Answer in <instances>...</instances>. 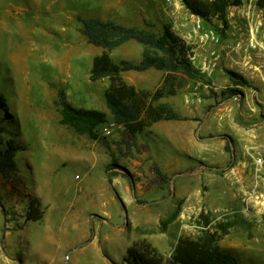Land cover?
<instances>
[{
	"label": "rangeland",
	"instance_id": "374dc122",
	"mask_svg": "<svg viewBox=\"0 0 264 264\" xmlns=\"http://www.w3.org/2000/svg\"><path fill=\"white\" fill-rule=\"evenodd\" d=\"M77 15L169 24L203 76L161 99L182 119L152 124L119 152L121 129L103 134L108 79H88L102 49L80 34ZM198 18L182 0H0V126L23 146L21 184L0 174V264H126L134 241L170 254L179 238L214 232L235 213L249 226L218 245L241 264H264V17L256 0H242L226 24ZM142 48L130 42L110 56L137 62ZM122 74L152 90L163 73ZM59 91L106 114L110 148L60 123ZM30 195L42 203L38 220L26 218Z\"/></svg>",
	"mask_w": 264,
	"mask_h": 264
},
{
	"label": "trees",
	"instance_id": "16d2710c",
	"mask_svg": "<svg viewBox=\"0 0 264 264\" xmlns=\"http://www.w3.org/2000/svg\"><path fill=\"white\" fill-rule=\"evenodd\" d=\"M182 3L191 14L203 21L216 18L226 24L227 8L241 5L242 0H182ZM256 5L264 17V0H256ZM76 19L80 23L79 32L87 43L102 49L101 53L92 59L88 79L92 82L108 79L104 99L112 121L121 129V139L112 142L119 152L123 144L131 145L137 135L152 124L182 119L169 103L161 99L176 95L189 81L201 80L203 76L191 62V47L171 29L169 24L155 31L153 29L155 25L146 20L142 25H125L110 18L100 19L94 16L77 15ZM130 42L143 46L139 61L122 59L114 62L110 52ZM149 69L163 73L158 85L152 90L136 88L122 77V73L127 71L144 72ZM231 75L237 77V74ZM240 81L244 82L242 79ZM55 104L59 109L61 124L110 148V143L100 134V126L106 122L104 112L72 106L66 100L63 91L58 92ZM5 105L6 100L0 93V109ZM21 149L23 146L14 138L3 136V128L0 126V174L17 186L21 184V178L18 175L15 155ZM111 157L112 163L106 166L109 176L116 174L112 167L117 165L113 152ZM154 169L162 179H165L159 168ZM42 213L40 199L30 195L26 206V218L38 220L42 217ZM201 217L204 226H207L209 218L207 215ZM237 226L244 228L249 226L247 220L239 213L233 214L229 220L219 222L214 232L203 230L195 238H179L170 254L160 252L145 240L134 241L128 247L123 262L126 264H241L233 252L218 245V240L231 228Z\"/></svg>",
	"mask_w": 264,
	"mask_h": 264
},
{
	"label": "crops",
	"instance_id": "0c3cea01",
	"mask_svg": "<svg viewBox=\"0 0 264 264\" xmlns=\"http://www.w3.org/2000/svg\"><path fill=\"white\" fill-rule=\"evenodd\" d=\"M128 43H126V44H124V45H122L121 47H123V46H125V45H127ZM136 44V43H135ZM121 47H119V48H121ZM118 48V49H119ZM141 51H142V49H141ZM141 51H140V54H139V59H140V55H141ZM138 59V60H139ZM130 60V59H129ZM150 71H158V70H155V69H149V70H146V71H144V72H135V71H127V72H124V73H146V72H150ZM126 75H128V74H122V77H123V79L127 82V83H129V84H131V85H134L136 88H138L137 87V84L136 83H134V82H132L129 78H128V76H126ZM129 75H131V76H134V77H144V75H146V74H129ZM160 76V78H159V80H158V83H159V81H160V79H161V77H162V74H159ZM130 77V76H129ZM158 83H157V85H158ZM156 85V86H157ZM146 89V88H145Z\"/></svg>",
	"mask_w": 264,
	"mask_h": 264
},
{
	"label": "built area",
	"instance_id": "2783aa9c",
	"mask_svg": "<svg viewBox=\"0 0 264 264\" xmlns=\"http://www.w3.org/2000/svg\"><path fill=\"white\" fill-rule=\"evenodd\" d=\"M197 25L199 26V18H198ZM115 127H117V125L115 124V122H114V121H110L108 124H106V125L104 126V128H103V134H104L105 136L110 135L111 131H112ZM76 178L79 179L78 176H76Z\"/></svg>",
	"mask_w": 264,
	"mask_h": 264
}]
</instances>
